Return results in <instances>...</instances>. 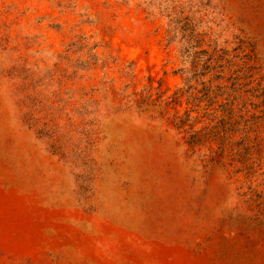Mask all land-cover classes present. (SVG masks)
Returning <instances> with one entry per match:
<instances>
[{"label": "rangeland", "instance_id": "obj_1", "mask_svg": "<svg viewBox=\"0 0 264 264\" xmlns=\"http://www.w3.org/2000/svg\"><path fill=\"white\" fill-rule=\"evenodd\" d=\"M188 37L264 86V0H0V264H264V105Z\"/></svg>", "mask_w": 264, "mask_h": 264}, {"label": "trees", "instance_id": "obj_2", "mask_svg": "<svg viewBox=\"0 0 264 264\" xmlns=\"http://www.w3.org/2000/svg\"><path fill=\"white\" fill-rule=\"evenodd\" d=\"M191 43L192 38L188 37L181 55L184 60L189 61L192 68L202 67L203 70L200 75L208 74L203 89L205 91V101L217 103L220 107V116L215 122L218 125L225 126L231 124L230 121L234 120V115H237L240 119H244L246 115L254 116L255 112L248 109L247 102L254 110L264 105V86L261 78L255 77L254 64L248 53L243 50L237 61H234V59H227L228 55L224 52L218 54L215 48L212 50L202 48L198 51H192L199 43L197 45ZM225 68L234 69V77L230 82L224 80L223 70ZM252 100H257L258 106ZM236 122H233V126Z\"/></svg>", "mask_w": 264, "mask_h": 264}]
</instances>
